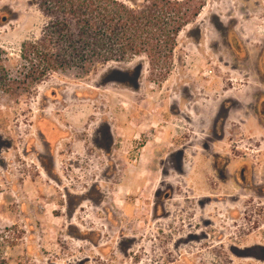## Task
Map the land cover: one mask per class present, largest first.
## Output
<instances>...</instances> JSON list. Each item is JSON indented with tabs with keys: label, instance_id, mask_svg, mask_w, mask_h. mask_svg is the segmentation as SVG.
I'll return each mask as SVG.
<instances>
[{
	"label": "rangeland",
	"instance_id": "obj_1",
	"mask_svg": "<svg viewBox=\"0 0 264 264\" xmlns=\"http://www.w3.org/2000/svg\"><path fill=\"white\" fill-rule=\"evenodd\" d=\"M191 2L164 53L0 90L4 264H264V0ZM2 14L17 77L43 16Z\"/></svg>",
	"mask_w": 264,
	"mask_h": 264
},
{
	"label": "trees",
	"instance_id": "obj_2",
	"mask_svg": "<svg viewBox=\"0 0 264 264\" xmlns=\"http://www.w3.org/2000/svg\"><path fill=\"white\" fill-rule=\"evenodd\" d=\"M29 1L41 12L43 26L39 37L22 42L19 58L27 68L17 77L7 69V54L0 47V90L5 93L26 82L34 88L53 73H89L111 61L164 53L199 13L182 7L192 0H144L134 6L121 0ZM0 19L5 22L7 16Z\"/></svg>",
	"mask_w": 264,
	"mask_h": 264
},
{
	"label": "flooded vegetation",
	"instance_id": "obj_3",
	"mask_svg": "<svg viewBox=\"0 0 264 264\" xmlns=\"http://www.w3.org/2000/svg\"><path fill=\"white\" fill-rule=\"evenodd\" d=\"M239 173H240V174H244L243 172H241V170H239ZM237 175H238V174H237Z\"/></svg>",
	"mask_w": 264,
	"mask_h": 264
}]
</instances>
